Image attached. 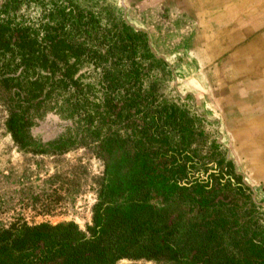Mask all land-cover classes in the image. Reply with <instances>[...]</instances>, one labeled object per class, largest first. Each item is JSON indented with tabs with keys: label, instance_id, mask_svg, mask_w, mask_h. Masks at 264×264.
Segmentation results:
<instances>
[{
	"label": "trees",
	"instance_id": "obj_1",
	"mask_svg": "<svg viewBox=\"0 0 264 264\" xmlns=\"http://www.w3.org/2000/svg\"><path fill=\"white\" fill-rule=\"evenodd\" d=\"M106 1L0 0L14 140L34 153L88 147L106 165L91 225L15 221L0 230V264H264V218L243 176L206 119L165 93L171 71L148 34ZM53 110L66 131L39 140L32 128Z\"/></svg>",
	"mask_w": 264,
	"mask_h": 264
},
{
	"label": "rangeland",
	"instance_id": "obj_2",
	"mask_svg": "<svg viewBox=\"0 0 264 264\" xmlns=\"http://www.w3.org/2000/svg\"><path fill=\"white\" fill-rule=\"evenodd\" d=\"M124 1L127 11L122 0L106 3L146 29L148 43L166 56L171 77L165 93L206 119L210 138L264 202V0ZM25 12L37 17L41 8L31 5ZM9 116V103L0 97V230L18 220L75 221L86 229L104 180V159L84 146L63 153L28 151L14 140ZM66 125L63 116L48 111L32 133L48 141ZM256 205L264 218V206ZM116 264L179 263L126 258Z\"/></svg>",
	"mask_w": 264,
	"mask_h": 264
},
{
	"label": "water",
	"instance_id": "obj_3",
	"mask_svg": "<svg viewBox=\"0 0 264 264\" xmlns=\"http://www.w3.org/2000/svg\"><path fill=\"white\" fill-rule=\"evenodd\" d=\"M122 2H123L122 4H123L125 10L127 11V6H126V4H125V1L122 0ZM125 20H126L127 23H129L130 25H132L133 27H135L137 30H144L145 32H148L146 29H144V28H142V27H138L135 23L131 22V21L129 20V18H128L127 13H125ZM149 47H150L151 51L154 53V55H155L157 58H161V59H164V60L166 59V56L161 55V54H159V53L156 51V48L154 47V44H153V42H152L151 39L149 40ZM241 175H242L243 178H244V183H245L246 185H248V186L252 189V191H253L252 198H253L254 202H255L256 204H259V205H263V206H264V202H260V201L258 200V198H257V193H256V190L254 189V187H253V186H252V185L246 180V177H245L242 173H241Z\"/></svg>",
	"mask_w": 264,
	"mask_h": 264
}]
</instances>
